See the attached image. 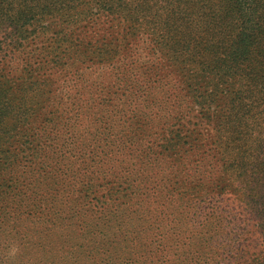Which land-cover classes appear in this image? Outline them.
I'll return each instance as SVG.
<instances>
[{
	"label": "rangeland",
	"instance_id": "374dc122",
	"mask_svg": "<svg viewBox=\"0 0 264 264\" xmlns=\"http://www.w3.org/2000/svg\"><path fill=\"white\" fill-rule=\"evenodd\" d=\"M150 1L132 21L123 0H45L0 25V264H264V46L231 115L212 78L236 63L228 0Z\"/></svg>",
	"mask_w": 264,
	"mask_h": 264
},
{
	"label": "trees",
	"instance_id": "16d2710c",
	"mask_svg": "<svg viewBox=\"0 0 264 264\" xmlns=\"http://www.w3.org/2000/svg\"><path fill=\"white\" fill-rule=\"evenodd\" d=\"M24 1L27 0H0V25L9 21V24L15 27L24 26V24L33 21L35 15L47 11L49 8L48 5H45V0L43 1L44 5L42 7H40V4H33L34 0H29L30 6L25 5ZM228 2L230 7H228L229 9L226 10V13L227 15H233L237 23L236 39L233 43L234 46L232 45L230 48L231 53L236 56L234 57V59L236 58V63L231 66L228 63L227 66L222 67V72L219 77L214 75L212 78H222L224 83H229V92L232 94L236 92L238 95L236 101L230 100V114L232 115L233 112H241L248 108L249 100L251 99L247 97L248 92H250L249 95H252L255 91L258 94V91L261 90L258 84V77L254 76L251 80L241 82L237 85L234 82V75L244 65H250V58H253L257 54L259 47L264 46V0H228ZM152 6L153 3L150 0H123V3L118 4L115 10H118L120 16L133 21L135 17L140 19L142 12L149 13ZM229 57L231 58L230 55ZM215 67L213 66L212 70ZM236 85L237 87H235ZM249 119H252V121H260L259 116H246L245 113V119L240 115L239 123L245 125L246 120ZM235 124L234 122L232 126H229V129H237ZM260 137L264 138V133L260 134ZM262 148H264L263 144H261ZM257 149L259 150L260 148ZM237 156L235 155V157ZM3 157L5 156H0V159ZM236 165L238 166L237 171L240 173L239 176H243L242 174L246 172L249 174V179L255 177V173H251L254 167L246 169L248 162L238 161ZM258 171H264L262 165L258 167ZM262 176H264V173ZM248 195L251 196V199L247 196L249 202L252 203L251 207L261 215L260 233L264 236V192L259 195L257 192L250 190ZM258 195L260 199L256 198Z\"/></svg>",
	"mask_w": 264,
	"mask_h": 264
}]
</instances>
